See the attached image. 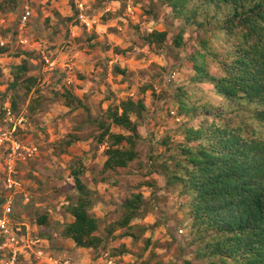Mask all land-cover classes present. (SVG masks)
<instances>
[{"label": "rangeland", "instance_id": "rangeland-1", "mask_svg": "<svg viewBox=\"0 0 264 264\" xmlns=\"http://www.w3.org/2000/svg\"><path fill=\"white\" fill-rule=\"evenodd\" d=\"M198 3L191 0L190 6ZM26 7L32 9V16L23 26ZM182 27L184 46L178 48L174 39ZM196 27L175 19L160 0H79V4L77 0H0V38L9 47L0 55V125H5V108L16 102L14 113L26 117L20 134L40 150L39 157L24 168L31 203L21 209L22 220L48 236L57 257L72 258L73 264L206 263L195 259L186 198L167 187L159 167L178 153L177 146L185 139L182 128L198 125L180 111L176 94L182 87L188 94L183 101L222 105L227 112L221 122L239 127L252 124L246 108L255 105L244 99L227 101L214 85L193 81L190 56L199 49L200 35ZM154 30L169 32L163 48L146 40ZM22 59L28 60L38 79L31 91L15 84L14 67ZM209 67L219 74L215 62L210 61ZM65 90L80 97L84 107L67 106ZM128 98L143 99L147 105L141 117L133 116L141 135L140 157L128 168L105 171L107 143L99 141L103 129L96 120L110 123L107 111H116ZM112 131L127 133L117 126ZM72 135L79 139L67 145ZM75 169L96 192L94 213L104 238L99 249L80 248L55 230L56 221L73 220L67 207L77 197ZM135 192H142L151 204L148 213L133 220L132 227L120 228L116 224L123 204ZM47 214L50 224L42 227L38 218ZM124 246L128 252L119 255L117 250Z\"/></svg>", "mask_w": 264, "mask_h": 264}, {"label": "trees", "instance_id": "trees-1", "mask_svg": "<svg viewBox=\"0 0 264 264\" xmlns=\"http://www.w3.org/2000/svg\"><path fill=\"white\" fill-rule=\"evenodd\" d=\"M160 1L184 25L197 24L199 49L190 56L193 81L214 85L217 94L227 101L244 99L255 105L252 110L245 107L251 126H233L221 122L225 107L183 101L188 94L180 87L176 94L180 111L198 125L182 128L185 139L177 146L178 153L160 163L161 175L168 188L186 198L196 260L205 264H264V0H198L195 8L190 6L191 0ZM184 32L182 27L174 39L175 47L184 46ZM168 39V31L154 30L146 40L163 48ZM8 50V46L0 45V55ZM210 61L217 64L218 75L210 71ZM119 72L125 74L124 70ZM13 75L15 84L28 91L38 82L27 59L14 67ZM64 97L67 106L84 107L71 90H65ZM13 108L17 109L16 102ZM119 109L107 111L110 123L96 120L103 129L99 141L107 143L105 171L128 168L140 157L141 135L133 116L141 117L147 105L143 99L128 98ZM112 126L127 133H115ZM72 137L75 140L67 145L79 139ZM72 176L79 193L67 207L73 220L56 221L55 230L80 248L99 249L104 238L100 219L94 213L96 192L84 183L82 171L75 169ZM150 205L142 192L133 193L126 198L116 226L132 227L133 220L148 213ZM38 224L49 225V215L40 216ZM117 252L124 255L128 249L124 246Z\"/></svg>", "mask_w": 264, "mask_h": 264}, {"label": "built area", "instance_id": "built-area-1", "mask_svg": "<svg viewBox=\"0 0 264 264\" xmlns=\"http://www.w3.org/2000/svg\"><path fill=\"white\" fill-rule=\"evenodd\" d=\"M31 16L32 9L26 7L21 20L23 26ZM0 45L6 46L2 38ZM5 113V125H0V264H73L72 258L57 257L50 239L22 220L21 209L31 203L24 168L39 157L40 150L20 134L26 117L17 116L10 105Z\"/></svg>", "mask_w": 264, "mask_h": 264}, {"label": "clouds", "instance_id": "clouds-1", "mask_svg": "<svg viewBox=\"0 0 264 264\" xmlns=\"http://www.w3.org/2000/svg\"><path fill=\"white\" fill-rule=\"evenodd\" d=\"M77 3L79 4V0H77ZM85 3H87V0H85ZM79 6H80V7H84V4H80ZM90 6H91V5H89V7H90ZM112 7L115 8V7H118V5H115V4H114V5H112ZM101 31H102V30H101ZM88 176H89V173L86 172L84 178L87 180V179H88ZM89 186L91 187V184H89ZM73 195H74V196H78L79 193L74 191V192H73ZM25 203H27V201H25ZM55 204H56L57 206H59V205L61 204V201L57 200V201H55ZM61 223H63V221H61Z\"/></svg>", "mask_w": 264, "mask_h": 264}, {"label": "crops", "instance_id": "crops-1", "mask_svg": "<svg viewBox=\"0 0 264 264\" xmlns=\"http://www.w3.org/2000/svg\"><path fill=\"white\" fill-rule=\"evenodd\" d=\"M23 60V59H22ZM23 62V61H22ZM22 64V63H21Z\"/></svg>", "mask_w": 264, "mask_h": 264}]
</instances>
